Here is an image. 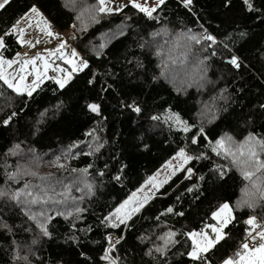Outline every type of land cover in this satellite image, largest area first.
<instances>
[{"label":"trees","instance_id":"trees-1","mask_svg":"<svg viewBox=\"0 0 264 264\" xmlns=\"http://www.w3.org/2000/svg\"><path fill=\"white\" fill-rule=\"evenodd\" d=\"M251 2L262 11H248L243 0H192L188 8L181 0H165L155 19L130 4L99 13L97 0H9L0 8V36L35 5L61 31L74 34L72 44L88 65L64 88L47 79L31 97L0 81V191L10 196L17 182H29L38 202L28 207L51 216L45 237L20 204L0 197V264H107L101 259L107 240L121 236L109 253L117 264H193L183 233L212 223V213L225 202L234 219L206 256L209 264H221L240 250L245 218L264 220V190L253 195V183L264 184V173L244 179L241 168L215 155L209 142L264 135V0ZM189 29L197 36L206 30L217 43L195 44ZM5 44L0 54L16 58L22 48L16 36H5ZM233 55L238 68L228 63ZM133 101L140 113L125 107ZM90 103L99 114L88 109ZM171 114L190 131L183 132ZM200 129L194 145L191 138ZM97 144L103 147L94 151ZM181 148L207 159L189 161L173 174L127 227L101 223ZM213 165L226 169L223 179ZM15 170L10 181L7 174ZM168 207L173 213H165ZM168 231L176 233V244L161 257L154 251L162 243L157 237ZM149 249L151 256L145 255Z\"/></svg>","mask_w":264,"mask_h":264},{"label":"snow or ice","instance_id":"snow-or-ice-1","mask_svg":"<svg viewBox=\"0 0 264 264\" xmlns=\"http://www.w3.org/2000/svg\"><path fill=\"white\" fill-rule=\"evenodd\" d=\"M8 3L9 0H0V8H4ZM108 3L109 0H97L98 7L96 8V11L99 13H111L114 10L120 11L123 7V5H121L120 7H116L115 9H113L112 7L108 6ZM181 3L185 8H188L192 4V0H181ZM243 3L247 10L250 12L262 11V9L256 8L251 2V0H243ZM129 4L132 8L136 9L140 13H143V15H145L149 19H155V17H153V13L157 10V8L165 4V0H155V3L152 7L147 6V0H145L144 4L138 3L137 0H129ZM33 17L37 18L38 25H43L41 31H43L46 35L53 37L56 35L49 30L50 26L48 22L44 19L39 9L35 5H33L28 9V12L24 13V15L19 20H17L16 23L7 32L4 33L3 36H0V48H4L6 46L5 36H9L17 32L19 33L17 37V42L21 44L26 43L27 41H24L22 39L24 35V30L22 28L18 29L17 25L20 24L21 20L31 21ZM189 33L190 35L188 36V39L193 41L195 44H200L202 40L210 41L211 44H209V47H211L212 44L217 43L215 37L209 34L206 30L199 36L191 35L190 29ZM241 35H244V33H241ZM37 43H39V41H37ZM65 47L66 45L63 41H61V43L55 49H52L50 51L46 50L47 56H43L37 53L30 59H24L19 69L21 74L18 79L10 78V74H6L4 71V65L11 67L17 62L16 58H13L11 60H5L2 56H0V81H3L8 88L12 89L17 94L26 93L29 97H31L33 92L36 91V88L39 86V84L42 83L44 79H48L47 70L49 67H52L50 60L53 56H56L58 59H62L66 64L71 67V72H66L65 70L60 69L59 67L53 69L57 72H64L62 78H54L56 85H58L59 88H64L68 81L71 79L72 73L82 71L88 66L86 61L81 60L79 63H77L76 60L67 56L62 51V49ZM225 47H227V45H225ZM212 54L215 55V52H213ZM20 55V53H17V57H19ZM71 57H76L77 59H79L78 54L75 50L71 52ZM37 61H40L43 71H39L37 69ZM228 63H230L233 67L238 68L240 66L238 62V57L236 55H233L228 61ZM28 65H32V75L34 76V79L31 81V84L24 83L26 79L24 72ZM88 83L91 84L92 81L89 80ZM87 107L91 112L99 114V106L97 104L90 103L87 105ZM125 107L131 109L135 113L141 112V107L136 101H133L131 104H126ZM259 107L261 110H264V104H260ZM13 115H15V113H13ZM169 118L174 119L177 124L182 125L181 130L183 132L187 133L190 131V127L187 125V123L182 121L177 114H171ZM10 119L11 117L5 119L3 121V124L8 125ZM152 119L158 120L159 117L154 116L152 117ZM203 133L204 130L200 129V132H198L196 136H192V144H197V136L203 135ZM204 139L208 140V137L205 135ZM74 146L75 145H73V147ZM209 146L211 147V151L215 155L222 156L225 159H231L233 165L240 167L242 175L246 180L251 181L257 172L264 173V155H262L264 154V135L258 136L253 132H249L248 135L245 136L244 139L238 143L234 142L231 136L225 135L216 139L214 142L210 141ZM101 147H103V145L97 144L94 151H99ZM18 148L19 145L14 146L12 154H15V150ZM177 158H179L182 163L176 167L174 172L179 171L180 168H182L185 164H188L189 161L199 160L201 158L207 159V156L204 153H201L199 156H192L189 155L184 148H181L176 153L175 157H173V159ZM89 167H91V165ZM105 167H107V165H105ZM212 170L214 172H219L220 178L223 179L226 172L225 168L218 165H213ZM73 171H75V169ZM84 171H86V169ZM121 171H123V168H121ZM192 171L193 169L191 167H188L186 169V172L189 174L192 173ZM32 174L34 175V173ZM103 174V171L99 172V175L103 176ZM7 175L10 179L14 180L16 178L17 173H8ZM113 179L119 181L121 177L117 175L114 176ZM201 179H203V177H201ZM150 182L152 183L153 188H159L166 181L155 183L153 177H149V179L145 181V184H148ZM253 187L256 188L257 185L253 183ZM143 188L144 185H141V188L137 189V192H140ZM28 189L29 185L25 184L24 190H16L15 192L11 193L10 196L8 193L0 191V197L9 196V199L11 201L20 204L22 206V211H24V214L28 216V219L35 221L37 227L40 229L41 234L47 237L50 235L47 224L48 221L51 219V216H47L44 212H41L38 214L39 216L43 217V219L41 220L37 218V214L32 213L30 211V207L28 206L36 204L38 202V197H36L33 192L29 191ZM192 190V188L187 189V191L189 192H191ZM89 191H91V188H89ZM154 194L155 193H152V195ZM53 195L56 194L53 192ZM60 195L63 194L61 193ZM21 196L25 197L23 201L20 199ZM151 198L152 196L149 194H145L142 198H137L136 193H133L131 197H129L118 208L115 209L114 213H109L108 216H105L101 223L107 222V226L112 228H117L120 225H125L127 227L128 221L131 220L132 216L138 213ZM261 198H264V196H262ZM133 201L135 202L133 203ZM129 205H131V207H129ZM247 206L251 208L253 206L252 202H248ZM75 211L77 213H80L84 210L77 207ZM165 213H173V208L168 207L165 210ZM165 213H161V215ZM175 214L183 215V213ZM69 215H71V213H69ZM212 219L217 222L215 225L205 224L199 232L191 231L183 233V235L191 241V247L189 250L186 251V255L189 260L193 262V264H197V262H199V264H209L206 254L209 253V251L213 249L222 239H224L226 235L224 229L234 219L232 215V209L230 208L229 204L227 202L222 203L217 209V211H214L212 213ZM244 223L249 226V228L245 231L246 235L249 236L252 241L255 242L254 246L250 248L247 242L241 244L240 247L242 251L238 250L234 254V258L228 257L224 259L222 261V264H264V224H259L255 216H249L244 221ZM206 228H211L213 234L212 237H210L204 231V229ZM175 235V232L168 231L162 236L157 237V239L161 240L162 243L157 245L154 251L158 253L159 256L165 257L168 249L176 244V240L173 239ZM121 239H123V236L119 237L116 240V243L118 244ZM113 251H115V247L114 245L110 244L109 247L104 249V254L101 259L107 261V264H117L116 259L109 255V253ZM152 252L153 250L149 249L145 253V255L151 256Z\"/></svg>","mask_w":264,"mask_h":264},{"label":"rangeland","instance_id":"rangeland-1","mask_svg":"<svg viewBox=\"0 0 264 264\" xmlns=\"http://www.w3.org/2000/svg\"><path fill=\"white\" fill-rule=\"evenodd\" d=\"M137 2L138 3H141V4H144L145 3V0H137ZM154 3H155V0H147V6H149V7H152L153 5H154ZM127 4H129V0H109V3H108V6H110V7H112L113 9H115L116 7H120L121 5H123V6H125V5H127ZM115 11V10H114ZM37 22V18H35V17H33L32 19H31V21H30V23L29 22H27L26 20H21L20 21V24L19 25H17V28L18 29H23L24 30V35H23V37H22V39L24 40V41H27V42H30V43H23V44H21L22 45V48H21V50H20V56L19 57H16V58H18V60H20V62H16L15 64H14V66H12L11 68L12 69H14V67H16V68H18V67H20L21 66V63L23 62L22 60H24V59H30V58H32L33 56H35L36 55V53H37V51L38 50H41V49H45L46 48V46L45 45H49L48 44V42H47V40L45 39V38H43L42 39V41H43V43H37V38L38 37H40V34H41V31L40 32H38V25H36L35 23ZM15 36H16V38L18 37V35H19V33L17 32V33H15L14 34ZM41 37H42V34H41ZM70 47H73L72 46V44H70L69 45ZM74 48V47H73ZM1 49L2 48H0V51H1ZM62 51L64 52V53H66L67 51L65 50V49H62ZM76 51V50H75ZM76 53H77V51H76ZM0 56H2L1 54H0ZM3 57V56H2ZM78 57H79V59H81V56L78 54ZM3 59H5V60H10L9 58H6V57H3ZM56 59H57V62L56 63H54V64H52V69H51V71L53 72V73H51V75H49L48 73H47V76H48V79H52V80H54L55 81V79L54 78H62V72H57V71H54L53 69L54 68H56V67H59L60 69H63V70H65L66 72H68L69 70H68V64H66L63 60H61V59H58L57 57H56ZM79 59H77V61H79ZM54 60H55V58H54ZM36 67H37V69L39 70V71H43V68H42V65H39V64H36ZM28 69L32 72V65H29V67H28ZM4 71H5V73L6 74H9V71H10V67H8L7 65H4ZM73 74V73H72ZM24 75H25V77H26V69H25V72H24ZM11 78V77H10ZM34 79V76H32L29 80H27L26 81V83H30L32 80ZM47 79H44L43 80V82L44 81H46ZM41 84V83H40ZM39 84V85H40ZM176 155V154H175ZM175 155L173 156V157H175ZM173 157L172 158H170L166 163H164V165H162L151 177H153V180H154V182L155 183H160V182H162V181H167L172 175H173V172H174V170L176 169V167L179 165V164H181L182 163V161L179 159V158H177V159H173ZM63 159V158H62ZM27 162L29 163V162H32L31 160L29 161L28 159H27ZM184 167V166H183ZM182 167V168H183ZM37 168H38V166L34 169V170H37ZM182 168H180V169H182ZM240 170V169H239ZM241 171V170H240ZM176 172H178V171H175L174 172V174L176 173ZM15 173H17L16 172V170H15ZM20 175H25V174H23V173H19ZM24 177H26V176H24ZM10 179V178H9ZM20 179H22V177H20ZM10 181H12V179H10ZM50 184L51 185H54V184H56V183H58V181H52V180H50ZM25 184H28L29 185V189L28 190H30V183L29 182H26V183H18L17 182V184H16V190H24V186H25ZM144 185V188L140 191V192H133V193H136V195H137V198H142L145 194H149V195H151V196H153L152 195V193H156V191L160 188H153V186H152V183L150 182V183H148V184H143ZM257 185V187L254 189V193H253V195H255V196H257L258 195V192L259 193H261L263 190H264V184H263V182H261V181H258V183L256 184ZM32 187H33V189H37L38 188V185L37 184H34L33 183V185H32ZM141 188V187H140ZM139 188V189H140ZM5 190H6V188H5ZM15 190V191H16ZM245 192H246V190L244 189L243 190V194H245ZM133 193H131L130 195H128L124 200H122V202L116 207V208H118L125 200H127L129 197H131L132 195H133ZM155 195V194H154ZM135 201H133V203H134ZM229 204V203H228ZM220 206V205H219ZM219 206L216 208V210H214V211H217V209L219 208ZM229 206H230V208H231V205L229 204ZM129 207H131V205H129ZM115 208V209H116ZM115 209L111 212V213H114L115 212ZM127 210V209H126ZM125 210V211H126ZM31 211V210H30ZM32 212V211H31ZM33 213V212H32ZM233 215V214H232ZM37 218L38 219H40V216L38 215L37 216ZM262 220V219H261ZM117 223H118V221H117ZM217 222L215 221V220H213V222L212 223H208V224H210V225H215ZM195 231V230H194ZM200 230H196V232H199ZM204 231L210 236V237H212L213 236V234H212V231H211V228H206V229H204ZM244 243H245V241H244ZM240 251H242V249H241V247H240ZM110 255V254H109ZM228 257H233L234 258V256H228ZM228 257H226V258H228ZM225 258V259H226ZM223 261V260H222ZM221 264H222V262H221Z\"/></svg>","mask_w":264,"mask_h":264},{"label":"crops","instance_id":"crops-1","mask_svg":"<svg viewBox=\"0 0 264 264\" xmlns=\"http://www.w3.org/2000/svg\"><path fill=\"white\" fill-rule=\"evenodd\" d=\"M38 8V7H37ZM39 9V8H38ZM39 11L41 12V14L43 15V17H44V19L48 22V24L50 23V21L48 20V18L44 15V13L39 9ZM31 15V14H30ZM20 19V18H19ZM18 19V20H19ZM27 22H29L30 23V21H27ZM36 25H38V23L36 22L35 23ZM43 27V25L42 24H40V25H38V32H40L41 31V28ZM69 32V31H68ZM41 34H42V37H41ZM41 34H40V37H38L37 38V41H39L40 43H43V41H42V39L43 38H45L46 40H47V42H48V44L49 45H45L46 46V48L45 49H41V50H38L37 51V53H39V54H41V55H43V56H47V51L46 50H52V49H55L60 43H61V41H63L64 42V44L66 45V47L65 48H63V49H65L67 52L65 53L67 56H69L70 58H72V59H74V60H76V62L77 63H79L80 62V59H79V61H77V58L76 57H71V52L73 51V50H76L77 51V54H79L80 55V53L78 52V50L74 47V45L72 44V46L74 47H70L69 45L70 44H68V43H66V41H65V39L61 36V35H57L56 37H55V40L54 41H50L49 40V37L50 36H48V35H46L43 31H41ZM44 44V43H43ZM36 53V54H37ZM54 58H55V60H54ZM11 60V59H10ZM16 60H17V62H20V60H18V58H16ZM62 60V59H61ZM23 61V60H22ZM57 62V59H56V56H53L52 58H51V60H50V63H51V65L52 64H54V63H56ZM36 64H39V65H41V63H40V61H37L36 62ZM12 66H14V64L12 65ZM11 66V67H12ZM68 66V72H71V67L69 66V65H67ZM10 67V71H9V74H10V77L11 78H14V79H18L19 78V76H20V71H19V69H20V67H18V68H16V67H14V69H12ZM28 67H29V65L27 66V68H26V79H25V81H24V83H26V81L27 80H29L33 75H32V72L28 69ZM51 69H52V67H49L48 68V70H47V73L49 74V75H51V73H53L52 71H51ZM63 75H64V72H62V77H63ZM26 84H31V82L30 83H26ZM153 175V174H152ZM151 175V176H152ZM150 176V177H151ZM149 179V178H148ZM147 179V180H148ZM146 180V181H147ZM144 184H145V182H144ZM143 185V184H142Z\"/></svg>","mask_w":264,"mask_h":264},{"label":"built area","instance_id":"built-area-1","mask_svg":"<svg viewBox=\"0 0 264 264\" xmlns=\"http://www.w3.org/2000/svg\"><path fill=\"white\" fill-rule=\"evenodd\" d=\"M49 26H50V31L51 32H53L54 34H56V35H61L64 39H65V41H66V43H73V40H74V34L71 32V31H69V32H63V31H61L54 23H52V22H50L49 23ZM55 35V36H56ZM55 36L53 37V36H50L49 37V40L50 41H54L55 40ZM250 216H255V215H250ZM249 217V216H248ZM248 217H246L245 218V220L248 218ZM256 217V219H257V222L259 223V224H264V220H261L260 218H258L257 216H255ZM244 220V221H245ZM247 226V228H249V226L248 225H246ZM118 238H113V237H109L108 238V240H107V247H109L110 246V244H112V245H114V243H116V240H117ZM245 242H247L248 244H249V247L251 248L252 246H254V241H252V239L249 237V236H247L246 235V238H245V240H244ZM106 247V248H107Z\"/></svg>","mask_w":264,"mask_h":264},{"label":"bare ground","instance_id":"bare-ground-1","mask_svg":"<svg viewBox=\"0 0 264 264\" xmlns=\"http://www.w3.org/2000/svg\"><path fill=\"white\" fill-rule=\"evenodd\" d=\"M56 194V193H55Z\"/></svg>","mask_w":264,"mask_h":264}]
</instances>
